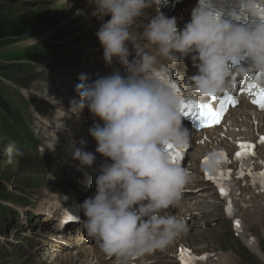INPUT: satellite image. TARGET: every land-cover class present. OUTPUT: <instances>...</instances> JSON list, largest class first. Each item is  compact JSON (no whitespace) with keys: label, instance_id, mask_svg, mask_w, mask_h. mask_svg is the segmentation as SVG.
I'll use <instances>...</instances> for the list:
<instances>
[{"label":"clouds","instance_id":"clouds-1","mask_svg":"<svg viewBox=\"0 0 264 264\" xmlns=\"http://www.w3.org/2000/svg\"><path fill=\"white\" fill-rule=\"evenodd\" d=\"M90 2L95 5L94 15L111 17L96 33L106 63L111 66L118 60L127 67V75L117 70L87 83L82 74L76 87L80 100L71 101L73 112L87 108L103 121L89 132L97 141L96 152L112 161L100 167L96 194L81 205L87 219L79 222L108 258L115 257L116 264H134L187 230L185 220L168 210L182 200L191 174L172 163L165 151L168 145L182 149L190 143L182 104L225 92L237 76L245 84L264 88V23L255 28L234 23L210 0H199L191 22L181 30L176 17L160 11V0ZM238 2L241 15L264 21V0ZM153 5L157 14L142 32L136 31L138 19ZM231 16L241 18L235 11ZM141 41L153 50H145ZM189 55L198 73L185 81L188 95L182 98L177 86L158 73ZM241 55L247 57L248 66L234 72L230 62ZM74 158L85 167L96 161L95 154L82 149L75 151ZM207 165L214 166V158Z\"/></svg>","mask_w":264,"mask_h":264},{"label":"rangeland","instance_id":"rangeland-1","mask_svg":"<svg viewBox=\"0 0 264 264\" xmlns=\"http://www.w3.org/2000/svg\"><path fill=\"white\" fill-rule=\"evenodd\" d=\"M28 1L29 3H27V7L24 10H21L22 7L17 4V0L8 2L5 7L7 13L18 18L17 20L27 28V30H24V32H27H23L20 37L7 41V43H11L19 40L16 43L0 45V84L12 82L19 87L30 89V91L23 90L19 93L10 83L6 84L7 87H3L5 89L8 88L6 93L12 103L18 108H24V114L32 119L33 128L39 137L42 138L43 148H46L50 147V145H55L52 133L54 129L51 128V123L55 119V112L61 111L59 109L61 104H55L53 101L61 93L60 90L63 88V83L69 82V78L73 75L71 72H75V69L72 68L73 60L78 59L81 55L92 54L96 51L95 47H100L101 45L95 43L98 30L94 22L91 23L90 21L92 14H90L89 19L86 18L89 13L79 18L78 26L80 28L76 31L77 35L85 34L89 31L88 33L92 34L91 38H86L89 40L84 38L81 40L73 39L77 35L72 37L73 34L69 35L67 33L68 25L66 22H62L53 30H47L49 25L55 24L61 18L76 15L77 13H74L76 9L81 8L85 11L88 5L83 0ZM29 28H31L30 31H28ZM55 30L61 31V33L55 34L59 41L67 42L66 46L60 49L54 46L57 48L56 50L51 49L52 51L49 54L40 55L42 52L39 48L34 47L35 37L32 35L37 36L40 34L42 39H46ZM32 54L37 55L31 56ZM45 58L49 60L45 61ZM52 86L56 88V91L50 92ZM24 96L29 101V108L24 106ZM13 147V143L0 145V179L5 184H8L10 188L17 189L21 196L19 198L24 203H27L28 207H16L20 212V216L9 213L7 214V219L0 223L3 227L2 233H0V241L2 243L0 264H34L31 258V253L34 251L33 243L27 241L24 235V231H29L33 221L25 220L24 213L35 214L36 217L34 219H39L40 209L45 204L46 199L53 194V188L60 185L50 180L49 172L41 176L24 167L17 158H14L15 155L11 151ZM8 152H11L12 156H9ZM54 170L58 169L52 167L51 171ZM22 172H25L26 177H30V173L36 174L41 178L42 184H38L34 188L30 187L29 180L27 178L23 179L22 175H20ZM38 173L43 174V170H39ZM43 229H41V224H39L27 234L31 236L38 230H40V235L47 231L48 233H53L54 236L62 233L56 223H52L51 228ZM256 230L258 232L254 237L260 242V248L264 253V230ZM39 233H36V236L41 237ZM37 240L40 242L39 239ZM231 247L235 252L239 253L234 255L235 259L238 260V264H264L261 259L252 254H249V256L244 255L240 251L239 245H231ZM38 257L46 259L43 253H40Z\"/></svg>","mask_w":264,"mask_h":264},{"label":"snow or ice","instance_id":"snow-or-ice-1","mask_svg":"<svg viewBox=\"0 0 264 264\" xmlns=\"http://www.w3.org/2000/svg\"><path fill=\"white\" fill-rule=\"evenodd\" d=\"M264 19V18H262ZM252 88H255V86H252L251 88L247 89V92L249 95L253 96L252 103L256 104L259 109L264 110V88H260L259 91L253 92ZM212 101H215V103H194V102H184L182 104L181 108V114L185 118H190L194 121L198 122V126L201 127H211L214 126L215 124H218L220 122V117L222 116L223 112L226 110V107L228 105L235 106L236 105V100L230 96V95H224L222 98H218L216 95H212L211 97ZM218 105V106H217ZM261 143H264V138H261ZM241 151L237 152L236 158L238 160H242L247 158L248 156L252 155L253 153L250 151L254 146L246 144V143H241L239 145ZM165 151L170 157V161L174 164H180V161L183 159V154L185 151H187V146H185L182 149H177L173 147L172 145H168L165 148ZM220 155L224 156V163H227V156L226 154L221 153ZM208 160L205 161L207 163ZM244 175L243 169L239 173V176L242 178ZM251 175V173H249ZM222 179L224 177L223 170L221 172ZM259 176L261 178V185L264 187V173H259ZM209 179H212L211 176L208 177ZM232 178V173L228 172L227 173V179L231 180ZM255 183V181H253ZM218 187L220 189V193L222 197L229 198L230 197V190L226 187L225 182L222 181H217ZM229 215H232L233 208H232V202L231 199H229L228 207L226 209ZM235 226L237 229L240 227V221L237 220L235 222ZM189 251L182 249V259L183 253ZM209 257L207 254L204 257L200 258H193V259H202V260H207ZM188 264V262H186Z\"/></svg>","mask_w":264,"mask_h":264},{"label":"bare ground","instance_id":"bare-ground-1","mask_svg":"<svg viewBox=\"0 0 264 264\" xmlns=\"http://www.w3.org/2000/svg\"><path fill=\"white\" fill-rule=\"evenodd\" d=\"M109 19H110V16H105L102 19L100 18L99 29L102 26V24L103 23H106ZM139 21L142 22V25L141 26H143V24H144L145 21H143L141 19ZM103 58H104V56H103ZM78 59L80 61H78ZM78 59L76 58L75 60L79 62V65H81L82 68H85V71H84L83 75H86L87 76V83H91V81H90L91 79L92 80H95L100 75H101L100 77L105 76V74H104L105 73V70H101L100 71V72H102L101 74H100V72L99 73L96 72V70H97L96 61L98 60L97 58L89 59V60H86V61L85 60L82 61L83 58H78ZM114 63H117V60H114L113 61V64ZM72 68H74V67H72ZM79 76H80V70H76V73L72 75V77H75L73 79L74 82L69 85V87L66 89L67 93L65 95H63V98H64L65 101H61L60 100V96L54 98L53 103H55V104H61L62 103V105L65 106V107H62V109L64 111H62L59 115H56L55 116V124L57 125V128L56 127H53L54 129H57V130L61 129L62 130L65 127V124L69 126V125H71L74 122L77 123L78 121H80L84 117V113L82 115V114H80V112H73L71 110V107H72L71 106V101L73 99L79 97V95H78V93L76 91L77 85L81 83L80 78H78ZM54 91H56V88H54L52 86L50 88V92H54ZM51 95H52V93H51ZM86 110L89 111L87 108L85 109V111ZM56 113H59V112L57 111ZM89 113H91V112L89 111ZM241 113H242L241 111H235L232 114V116L233 117H236V116L240 115ZM55 141H57L58 144L62 142V141H59L58 138H55ZM47 155L48 154L45 153V157ZM256 197L257 196L255 195L254 198H253V203H252L253 206H252V208L250 210L244 211V212H248V215L246 216V219L252 217V213L259 214L261 216H264V205L262 203V200L264 201V197L261 196V195L258 196V198H256ZM53 200H54L53 197H50V199L48 200L46 206L43 207L44 212L46 211V208L49 207L53 203ZM221 209H222V212H223V214L225 216V209L223 207ZM55 212L57 214V213H59V210H56ZM61 215H62V213L59 214V216H61ZM195 230L198 231V229H195ZM243 231H244L243 239L246 241L249 249L251 251H253L255 254H257L259 256H262V254L260 252V249H259L258 242L255 241L254 243H251L249 241L250 240V237H246L245 228H244ZM89 248H90L89 246H86L84 249H85V251H87ZM59 251L61 252V255H59V256H63V257L64 256H68L69 251H68V249L66 247H64L62 245L59 246ZM70 264H73V263H70ZM114 264H116V263H114ZM214 264H226V262L225 261L219 262V258H218L217 260L214 261Z\"/></svg>","mask_w":264,"mask_h":264},{"label":"trees","instance_id":"trees-1","mask_svg":"<svg viewBox=\"0 0 264 264\" xmlns=\"http://www.w3.org/2000/svg\"><path fill=\"white\" fill-rule=\"evenodd\" d=\"M11 1L13 0H0V45H4L13 38L20 37L23 35L24 30H27V28L17 20L18 18L6 12L5 7L8 5V2ZM30 30L31 28L28 29V31ZM13 110V106L6 101L3 93H0V127L2 123L13 120L11 117ZM6 197L5 185L0 183V199Z\"/></svg>","mask_w":264,"mask_h":264}]
</instances>
